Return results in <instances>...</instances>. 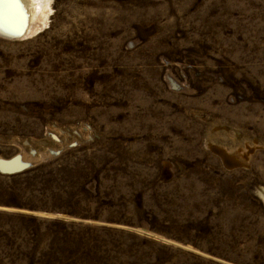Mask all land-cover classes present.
Instances as JSON below:
<instances>
[{
    "label": "rangeland",
    "instance_id": "rangeland-1",
    "mask_svg": "<svg viewBox=\"0 0 264 264\" xmlns=\"http://www.w3.org/2000/svg\"><path fill=\"white\" fill-rule=\"evenodd\" d=\"M43 1L0 36V174L41 207L0 203V264H264V0Z\"/></svg>",
    "mask_w": 264,
    "mask_h": 264
},
{
    "label": "bare ground",
    "instance_id": "bare-ground-1",
    "mask_svg": "<svg viewBox=\"0 0 264 264\" xmlns=\"http://www.w3.org/2000/svg\"><path fill=\"white\" fill-rule=\"evenodd\" d=\"M48 2L43 0H0V36L18 39L19 37H15L18 34L25 38L28 34L36 33L37 31H32V20L37 16L47 17Z\"/></svg>",
    "mask_w": 264,
    "mask_h": 264
},
{
    "label": "trees",
    "instance_id": "trees-1",
    "mask_svg": "<svg viewBox=\"0 0 264 264\" xmlns=\"http://www.w3.org/2000/svg\"><path fill=\"white\" fill-rule=\"evenodd\" d=\"M35 171V170H34ZM20 173L17 175H10L4 176L0 174V203L9 205L12 204L13 206L18 207H28L30 209L39 210V206L37 205H27L24 204L21 200L25 197L24 192L31 194V198L33 199V192L38 191L37 189H33L30 187L25 186V182H28V177L30 172ZM18 179V180H11L8 179ZM24 183V184H23Z\"/></svg>",
    "mask_w": 264,
    "mask_h": 264
},
{
    "label": "water",
    "instance_id": "water-1",
    "mask_svg": "<svg viewBox=\"0 0 264 264\" xmlns=\"http://www.w3.org/2000/svg\"><path fill=\"white\" fill-rule=\"evenodd\" d=\"M22 34H24V33H22ZM15 37H19V38H21V37H23V35H21V34H18V35H16ZM8 167V166H7ZM9 168V167H8ZM7 169V168H6Z\"/></svg>",
    "mask_w": 264,
    "mask_h": 264
}]
</instances>
